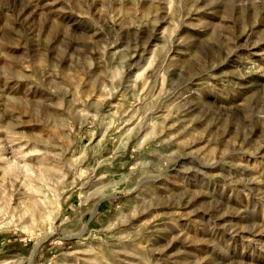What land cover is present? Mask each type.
I'll use <instances>...</instances> for the list:
<instances>
[{
    "label": "rangeland",
    "instance_id": "obj_1",
    "mask_svg": "<svg viewBox=\"0 0 264 264\" xmlns=\"http://www.w3.org/2000/svg\"><path fill=\"white\" fill-rule=\"evenodd\" d=\"M0 264H264V0H0Z\"/></svg>",
    "mask_w": 264,
    "mask_h": 264
}]
</instances>
